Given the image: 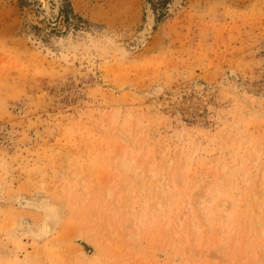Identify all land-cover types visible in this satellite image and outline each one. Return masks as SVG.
Returning a JSON list of instances; mask_svg holds the SVG:
<instances>
[{
	"label": "rangeland",
	"instance_id": "374dc122",
	"mask_svg": "<svg viewBox=\"0 0 264 264\" xmlns=\"http://www.w3.org/2000/svg\"><path fill=\"white\" fill-rule=\"evenodd\" d=\"M172 2L51 0L45 15L39 0H0V264H264V0ZM113 98L140 147L131 188L146 205L131 230L93 217L104 188L124 201L130 180L113 160ZM163 156L191 164L160 198ZM208 184L212 225L194 207L195 235L187 195ZM45 195L63 216L40 239V218L15 199Z\"/></svg>",
	"mask_w": 264,
	"mask_h": 264
},
{
	"label": "bare ground",
	"instance_id": "6f19581e",
	"mask_svg": "<svg viewBox=\"0 0 264 264\" xmlns=\"http://www.w3.org/2000/svg\"><path fill=\"white\" fill-rule=\"evenodd\" d=\"M42 5V10L45 12V15L48 14L50 12V1L51 0H39ZM56 3L58 2V0H55ZM181 0H173L172 2V7L173 5H177L178 3H180ZM150 27V23L147 24V28ZM232 90V89H231ZM236 92V90H234ZM234 93V92H233ZM231 94V93H230ZM236 93H234V96H235ZM237 98V95L236 97ZM240 100V99H239ZM113 102V104H112ZM112 102L111 104L113 105V107H115V111H113V115L111 117H107L106 118H109L107 119L109 121V133L112 134L113 136H115L116 138V141L119 143V148L117 147V152L114 154V157H113V160L115 162V164H118V167L120 169H122L126 174H127V177L131 180H129V183H125L124 184V187H122V189L124 188L125 189V199L124 201H120L119 197L117 196V194L114 193L113 189L112 188H109L108 186H106L103 190V192H105V196H106V200H108V206L105 207V206H101L100 209L95 212V214L93 215L94 218H98V221L102 223V226H110L112 221L116 222L118 227H128V229L131 230V228H138V226L142 223V215L145 214V203L144 202H141V204H139V207H140V210L139 209H136V206H135V201H134V196H133V189L131 188V182L133 181V177H137V174L135 173V170H137L140 166V163H138L139 161L137 160L136 158V154L139 152V148H138V144L135 143V137H134V133L132 134L131 131H129L128 129V126L130 127V123L128 125L127 122H130V121H127L128 119L131 118V115L132 114L131 112H126L125 114H123V117H122V121L119 123L118 121V117H121L118 116V114H120V107H119V103L116 101V98H113L112 99ZM246 103V102H245ZM246 106V105H245ZM248 106V104H247ZM131 111V110H129ZM124 112V111H123ZM112 114V113H111ZM241 115V114H240ZM239 115V116H240ZM247 116V115H246ZM249 117V116H248ZM105 118V119H106ZM100 119V118H99ZM134 119V117H133ZM135 119H138V117L135 116ZM247 119V118H246ZM245 120V119H244ZM243 120V121H244ZM250 120V119H249ZM103 121V120H102ZM101 121V122H102ZM134 121V120H133ZM137 121V120H136ZM238 122V121H237ZM237 122H236V125H237ZM242 122V121H241ZM240 122V123H241ZM239 123V124H240ZM108 124V123H107ZM243 124V123H242ZM100 125V124H99ZM134 125V123H133ZM136 125V124H135ZM134 128V126H133ZM132 128V129H133ZM238 128V126H237ZM100 129V128H99ZM108 129V128H107ZM236 129V128H235ZM102 130V129H101ZM248 130V128H247ZM105 131L102 130V132ZM136 131V130H135ZM240 132H244L242 129H239ZM101 132V134H102ZM238 132V130H237ZM252 132V131H251ZM109 133H107L109 135ZM105 134V133H104ZM241 134V133H240ZM243 134V133H242ZM241 134V135H242ZM252 134V133H251ZM108 135H106L107 139H108ZM254 136V135H253ZM114 138V139H115ZM105 139V138H103ZM113 139V137H112ZM249 139V138H248ZM246 140V139H245ZM132 141V147L129 145ZM114 142V141H112ZM116 142V143H117ZM115 143V142H114ZM113 143V147H115V144ZM117 143V144H118ZM252 143V142H251ZM107 144V143H106ZM116 144V146H117ZM137 145V147H136ZM248 146V145H247ZM257 146V145H256ZM260 146V145H259ZM257 146V147H259ZM110 147V146H109ZM111 147H112V144H111ZM256 147V148H257ZM106 148V147H105ZM260 148V147H259ZM111 149V148H109ZM251 150V149H250ZM110 151V150H109ZM114 152V151H113ZM112 152V153H113ZM252 152V151H251ZM257 152V151H255ZM110 153V152H109ZM143 154V153H142ZM145 154V153H144ZM161 154V153H160ZM182 154V153H181ZM187 154V153H186ZM251 155V154H250ZM113 156V155H112ZM138 156V154H137ZM147 156V155H146ZM180 156V155H179ZM191 156V155H190ZM252 156V155H251ZM164 157V158H163ZM160 160L162 161V170H163V176L162 178L157 181L155 178V180L157 181V184L151 188L154 189V195L155 196H158V197H165V195L170 191V190H175L178 186V184L180 185V182H182V179L184 180L187 176V173H188V166H189V163L191 164L190 162V159L188 156H184L183 159H181V157H176L174 158L173 160L172 159H168L169 157L168 156H163ZM110 158V157H109ZM142 158V157H141ZM251 159V158H249ZM107 161V160H106ZM138 161V162H137ZM147 161V160H146ZM183 161V162H182ZM155 162V161H153ZM153 162H149L148 163V166H147V173L150 175V177H156V171H155V167L153 166ZM256 165V163H255ZM259 165V163H258ZM79 166V165H78ZM114 166V165H113ZM116 166V165H115ZM254 166V165H253ZM159 167V166H158ZM157 167V168H158ZM257 166H255L256 168ZM113 168V167H112ZM143 168V167H142ZM225 168V167H224ZM118 169V168H117ZM116 169V170H117ZM144 169V168H143ZM250 169V168H249ZM252 169V168H251ZM112 170V169H111ZM194 170V169H193ZM219 170V169H218ZM222 170H223V166H222ZM262 170V168H261ZM146 171V170H145ZM220 171V170H219ZM191 172V171H190ZM189 172V173H190ZM223 171H221L222 173ZM250 172V171H249ZM117 173V172H116ZM192 173V172H191ZM230 173V172H229ZM256 173V172H255ZM262 173V171H261ZM122 174V173H121ZM125 174V175H126ZM145 174V173H144ZM193 174V173H192ZM196 174V173H195ZM231 174V173H230ZM244 174V173H243ZM253 174V173H252ZM112 175V174H111ZM120 175V174H119ZM141 175V174H140ZM189 175V174H188ZM249 175V174H248ZM255 175V174H254ZM260 175V174H259ZM258 175V176H259ZM117 176V175H115ZM197 176V175H196ZM229 176V175H228ZM114 177V176H113ZM146 177V176H145ZM144 177V178H145ZM219 177V176H218ZM221 177V176H220ZM235 177V176H234ZM243 177H245V175H243ZM250 177V176H249ZM139 178V177H138ZM160 178V177H159ZM252 178V177H250ZM250 178H248L250 180ZM122 179V177H121ZM143 179V178H142ZM194 179V178H193ZM193 179H191L190 181H192ZM199 179V178H198ZM213 179V178H212ZM225 179V177H224ZM229 179V177H228ZM247 179V180H248ZM137 180V179H136ZM145 180V179H144ZM149 180V178H148ZM230 180V179H229ZM259 180V179H258ZM113 181V180H112ZM111 181V182H112ZM117 181V180H116ZM143 181V180H142ZM200 181V180H199ZM261 181V179H260ZM88 182V181H87ZM110 182V183H111ZM122 182V181H121ZM126 182V180H125ZM146 182V181H145ZM186 182V181H185ZM194 182V181H193ZM206 182V181H205ZM90 183V182H89ZM88 183V184H89ZM113 183V182H112ZM143 183V182H142ZM188 183V182H187ZM228 183V181H227ZM262 183V182H261ZM86 184V183H85ZM87 184V185H88ZM95 184V183H94ZM109 184V183H108ZM118 184V183H117ZM192 184V183H191ZM195 184V183H194ZM200 184V183H199ZM224 184V183H222ZM251 184V183H250ZM105 185V184H104ZM110 185V184H109ZM113 185V184H112ZM204 185V184H203ZM247 185V184H246ZM260 185V184H259ZM258 185V187H259ZM91 186V185H90ZM138 186V185H137ZM135 186V187H137ZM148 186V185H147ZM153 186V185H152ZM195 186V185H194ZM198 186V185H197ZM217 186V185H216ZM226 186V185H225ZM224 186V187H225ZM231 186V185H230ZM264 186V185H263ZM87 187V186H86ZM98 187V186H97ZM96 187V188H97ZM104 187V186H103ZM111 187V186H110ZM116 187V186H115ZM134 187V186H133ZM140 187V185H139ZM186 187V186H185ZM192 187V185L190 186ZM229 187V186H228ZM252 187V185H251ZM85 188V186H84ZM92 188V187H91ZM95 188V189H96ZM141 188V187H140ZM223 188V187H222ZM227 188V187H226ZM89 189V188H88ZM224 189V188H223ZM260 189V188H259ZM99 190V189H98ZM121 190V189H120ZM137 190V189H136ZM147 190V189H146ZM181 190V189H180ZM187 190V189H186ZM185 190V191H186ZM218 190V189H217ZM225 190V189H224ZM261 190V189H260ZM264 190V189H263ZM122 191V190H121ZM140 191V190H139ZM214 188H213V184H208L206 186H202V188H196L194 187L190 192H188V195H187V211L189 214H192V219H191V230L193 232V234L195 235H198L199 234V230H200V225L198 224L199 222H197L196 220V217L193 215V209L195 207L197 213L203 218V220L206 222V224H209L208 226H210L211 228V225H212V221H211V217L210 214H211V210H212V207H211V200L212 198L215 197V193H214ZM258 191V190H257ZM76 192V191H75ZM98 192V191H96ZM135 192V191H134ZM142 192V191H140ZM181 192V191H180ZM228 192V191H227ZM79 193V192H78ZM89 193V192H88ZM149 193V192H148ZM190 193V194H189ZM99 194V193H98ZM104 194V193H103ZM179 194V193H178ZM177 194V195H178ZM223 194V193H222ZM262 194V193H260ZM264 194V192H263ZM88 195V194H87ZM85 195V196H87ZM100 195V194H99ZM123 195V194H122ZM146 195V194H145ZM176 195V194H175ZM228 195V194H227ZM243 195V194H242ZM83 196V195H82ZM91 196V195H90ZM180 196V194H179ZM182 196V194H181ZM185 196V195H184ZM217 196V195H216ZM224 196V194H223ZM89 197V196H88ZM230 197V196H229ZM75 198V197H74ZM78 198V197H77ZM83 198V197H82ZM147 198V196H146ZM150 198V197H149ZM181 198V197H179ZM232 198V197H231ZM229 198V199H231ZM253 198V197H252ZM254 198H257L258 199V208L262 210L261 213H264V199H260V196H257ZM81 199V197H80ZM94 199V198H93ZM97 199V198H96ZM123 199V197H122ZM145 199V198H144ZM151 199V198H150ZM164 199V198H163ZM236 199V198H235ZM247 199V198H246ZM106 200L104 202H106ZM161 200V199H160ZM226 200V199H225ZM249 200V199H248ZM91 201V199H90ZM93 201V200H92ZM147 201V200H145ZM152 201V200H151ZM156 201V200H155ZM159 201V200H158ZM186 201V200H184ZM244 201V199H243ZM254 201V199H253ZM76 202V201H75ZM79 202V200H78ZM94 202V201H93ZM92 202V203H93ZM101 202V200H100ZM227 203V201H225ZM231 202V201H230ZM82 203V202H81ZM161 203V202H160ZM255 203V202H254ZM15 204L17 207L21 208V209H26V210H29L33 213H35L36 215H38V217L40 218V220L38 222H36V228L33 232L34 236L36 238H49V237H52V236H55L56 234V231L57 229L59 228L60 224H61V221H62V216H63V212H62V208H60L54 201H52L48 196H41V197H29V196H18L16 197L15 199ZM165 204V203H164ZM247 204V203H246ZM74 205V203H73ZM88 205V203H87ZM103 205V204H102ZM106 205V204H105ZM137 205V204H136ZM148 205V203H147ZM226 205V204H225ZM232 205V204H231ZM230 205V206H231ZM250 205V204H248ZM83 206V205H82ZM153 206V205H152ZM216 206V205H215ZM251 206V205H250ZM81 207V206H80ZM79 207V208H80ZM96 207V206H95ZM147 207V206H146ZM221 209L220 211H222V214H227L226 213V209H224V204L221 203L220 205ZM256 207V206H254ZM88 208V207H87ZM86 208V209H87ZM169 208V207H168ZM251 208V207H250ZM85 209V208H83ZM116 209H119L120 211H117ZM152 209V208H151ZM150 209V211H151ZM166 209V208H165ZM230 209V208H228ZM214 210V209H213ZM249 210V208H248ZM252 210V209H251ZM77 211V210H76ZM82 211V210H81ZM95 211V209H94ZM139 211V212H137ZM185 211V210H184ZM195 211V212H196ZM220 211H218L220 213ZM90 212V211H89ZM119 212V213H118ZM194 212V214H195ZM228 212V211H227ZM230 212V211H229ZM237 212V211H236ZM213 213V212H212ZM240 213V212H239ZM248 213V211H247ZM256 212H253L252 214H254ZM260 213V214H261ZM89 214V213H88ZM151 214V213H150ZM215 213H213L214 215ZM245 215V214H244ZM251 215V214H250ZM145 216V215H144ZM227 216V215H226ZM257 216V215H256ZM88 217V216H87ZM190 217V216H189ZM217 217V216H216ZM215 217V218H216ZM228 217V216H227ZM254 217V216H252ZM251 217V218H252ZM262 217V216H261ZM146 218V216H145ZM150 218V217H149ZM213 218V217H212ZM226 218V217H225ZM230 218V216H229ZM228 218V219H229ZM84 219V218H83ZM89 219V217H88ZM181 219V218H180ZM187 219V218H186ZM222 218H220L221 220ZM248 219V218H247ZM258 220V223L259 224H262L260 223L259 221H261V219L259 217L256 218ZM264 219V218H263ZM85 220V219H84ZM214 220V219H213ZM190 221V220H188ZM149 222V221H148ZM214 222V221H213ZM218 222V221H216ZM227 222V221H226ZM225 222V223H226ZM250 221H248L249 223ZM263 222V221H262ZM91 223V222H90ZM95 223V222H94ZM15 223H14V220L10 223L9 226H13ZM182 224V223H181ZM217 224V223H216ZM220 224V223H219ZM88 225V224H87ZM91 225V224H90ZM143 225V224H142ZM226 225V224H225ZM229 225V224H228ZM264 225V224H263ZM112 226V225H111ZM189 226H190V222H189ZM218 226V225H217ZM246 226V225H245ZM250 226V225H249ZM226 227V226H225ZM260 227V230H261V235L264 236V228L259 225ZM97 228V227H96ZM105 228V227H104ZM114 228V227H113ZM117 228V227H116ZM189 228V227H188ZM187 228V229H188ZM203 228V227H202ZM209 228V229H210ZM227 228V227H226ZM230 228V227H228ZM247 228V226H246ZM252 228H253V224H252ZM87 229V228H86ZM123 229V228H122ZM214 229V228H213ZM231 229V228H230ZM251 229V228H250ZM249 229V230H250ZM259 229V228H258ZM257 229V231H258ZM100 230H103V229H100ZM206 230H207V227H206ZM234 230V228H233ZM231 230V233L232 231ZM255 231V229H253ZM104 231V230H103ZM111 231V230H110ZM189 231V230H188ZM188 231H186L187 233H189ZM202 231V229H201ZM211 231V229H210ZM227 231V230H226ZM105 232V231H104ZM176 232V231H175ZM203 232V231H202ZM221 232V231H220ZM180 233V232H179ZM201 233V232H200ZM204 233V232H203ZM202 233V234H203ZM227 233V232H226ZM101 234V233H100ZM133 234V233H132ZM184 234V233H183ZM211 234V233H210ZM214 234V233H212ZM253 234V233H252ZM97 235V234H96ZM190 235V234H189ZM188 235V236H189ZM224 235V234H223ZM228 235V234H227ZM226 235V236H227ZM182 236V235H181ZM209 235H207V238ZM258 236V235H257ZM179 237V236H178ZM222 237V236H221ZM185 238V237H183ZM212 238V236H211ZM201 239V238H200ZM226 239H228V236L226 237ZM252 239V238H251ZM250 239V241H251ZM258 239V238H257ZM256 239V240H257ZM263 239V238H262ZM208 240V239H207ZM213 240V239H212ZM255 240V239H254ZM193 241V240H192ZM238 241V240H237ZM94 242V241H93ZM196 243H193L195 244V246H199L200 243L199 241L197 240L196 238ZM210 242V240H209ZM239 242V241H238ZM256 242V241H255ZM263 242H264V239H263ZM185 243V242H184ZM183 243V244H184ZM202 243V242H201ZM240 243V242H239ZM258 243V242H257ZM188 244V243H187ZM192 244V243H191ZM216 244V243H215ZM228 244V242H227ZM225 243V245H227ZM241 244V243H240ZM186 245V244H185ZM219 245V244H218ZM258 245V244H257ZM191 246V245H190ZM201 246V245H200ZM212 246V245H211ZM259 246V245H258ZM264 246V245H263ZM227 247V246H225ZM200 248V247H199ZM198 248V250H199ZM213 248V247H211ZM219 248V247H218ZM245 248V247H244ZM248 248V247H247ZM246 248V249H247ZM251 248V247H250ZM249 248V250H250ZM246 251V250H245ZM261 251L263 252L264 251V248H261ZM248 252V250H247ZM251 252V251H250ZM245 254V253H244ZM252 254V253H251ZM264 255V252L262 253ZM246 255V254H245ZM262 255V256H263ZM254 256V255H253ZM256 256V255H255ZM256 259V258H255ZM251 262V261H250ZM257 262H260V260H258ZM261 263H264L263 261H261ZM247 264V263H246ZM252 264V263H251Z\"/></svg>",
	"mask_w": 264,
	"mask_h": 264
}]
</instances>
